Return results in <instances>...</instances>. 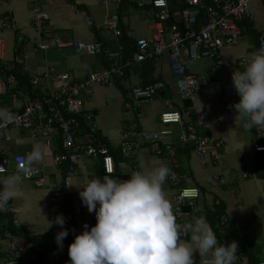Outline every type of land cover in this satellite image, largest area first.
Wrapping results in <instances>:
<instances>
[{
    "label": "built area",
    "instance_id": "2783aa9c",
    "mask_svg": "<svg viewBox=\"0 0 264 264\" xmlns=\"http://www.w3.org/2000/svg\"><path fill=\"white\" fill-rule=\"evenodd\" d=\"M54 0H32L29 6L31 23L36 32L34 37V52L46 51L49 47L44 42L46 37L45 23L49 16L43 9V3ZM80 0H72L78 3ZM99 3L105 11L102 28L104 35L118 40L121 35L119 18L116 13H109L113 7L117 10L122 0H92ZM251 0H184L183 7L172 8L167 0H150L153 23L150 25V36L137 39L134 44V52L129 59H124L119 50H104L102 44L97 41H61L54 39L53 44L58 49L70 48L74 54L80 56L104 55L107 65L99 71H93L85 77L71 80L68 73H56L52 67H43L35 71L29 77L32 88H38L41 95L32 98L28 93L24 94L25 100L18 109L11 110L15 119L4 126L0 122V143H8L11 139V129L26 132L31 141L41 140L49 149L50 164L54 167L66 164L71 171L73 166L84 159L99 160L102 171L107 176L115 173L116 160L111 154L110 147L101 142V138L93 136V129L82 132L77 117L84 113L87 126H91V114L85 113L83 107L85 98L92 97L95 87L108 86L116 80L125 77L126 69L133 65L150 61L157 63L163 55L167 57L170 77L181 102H191L195 93L200 90L208 101L217 100L220 96L234 97L236 90L233 86L232 76L235 71H243L246 61L251 56H241L229 63L222 52L224 47H231L237 43L241 34L240 24L245 19L251 18L249 2ZM4 0H0L2 4ZM142 5L138 3V7ZM0 20L2 27H12L10 11H7ZM91 25L90 22H88ZM256 51L264 45V32L257 33ZM209 60L216 72H225L230 76V81L224 79H207L197 77L187 71V62H199ZM28 75V70L23 69ZM44 81V85L41 82ZM16 84L13 74L6 77V87L12 88ZM165 82L158 81L146 86L132 87L128 93V100L123 103L124 109L137 110L148 105L156 97L159 91L165 88ZM189 110L190 106L184 107ZM182 113L177 111L169 100L165 102V109L159 114L161 128L149 131L125 130L120 136L118 154L120 164H127L124 175L128 178L133 171H139L134 151L144 146L154 155H162L168 167L174 175L167 179L172 191L170 201L174 209L179 210L178 222L187 223L190 212L195 209L200 199V190L196 186L186 183L185 175L177 170L179 166L180 149L168 136L173 134L169 127L180 128L177 136L181 148L190 147L200 165L205 168L211 164H219L221 160L220 149L223 141L209 134L211 125L206 119L184 123ZM58 148L62 151L58 152ZM254 152L264 151V129L255 130ZM31 150L12 156H7L5 150L0 152V167H4L6 175L9 167L16 169L17 157L24 156ZM39 171L25 180L30 181L34 187L48 186L47 178L43 176V170L38 165ZM245 176V175H244ZM243 176V178H244ZM220 185L225 181L222 177L215 178ZM70 177L66 176L62 184L53 185L49 190V203L55 216H63L65 224L63 228L56 224L54 232L66 229V215L62 212L64 204V191L69 187ZM9 218L6 222H0V264H40L37 252L27 238L20 234H6L10 227L18 230L17 208L9 201V210L0 212ZM0 214V216H1ZM84 214L80 208L74 207L70 211V218L75 227L84 231V225L94 227L97 223L95 213L90 216ZM225 223V218L220 217V224ZM219 232L226 236L227 232L220 229ZM1 233L5 235L2 236ZM188 238L187 236L184 237ZM66 238L62 241V248L57 245H48L45 253H56L62 263L70 261L66 249ZM4 246V247H3ZM43 253L42 251H40ZM64 253V254H63ZM207 259H201L200 264H206ZM236 263H240L236 260ZM258 264H264V259Z\"/></svg>",
    "mask_w": 264,
    "mask_h": 264
},
{
    "label": "crops",
    "instance_id": "0c3cea01",
    "mask_svg": "<svg viewBox=\"0 0 264 264\" xmlns=\"http://www.w3.org/2000/svg\"><path fill=\"white\" fill-rule=\"evenodd\" d=\"M88 1H90V4L92 5L95 4L100 5L99 3L94 2L92 0H88ZM31 2L32 0H7L8 6L6 11H4V13L10 11L13 22L12 24L13 27L11 28L13 29L16 28L14 26L16 24V20L20 22L23 21L26 17H28V8ZM149 2L150 0H123L120 7L117 10H115L113 7L109 9L110 12L116 13L118 15L120 30L121 31L123 30L131 39L134 40V42L140 38L135 39L132 36H130V34H128L129 25L126 26L124 22L126 21L127 23H129L131 18L133 19L135 18L134 15L139 14L138 16L145 18V21H147L148 23L151 21V23L146 27L147 31L150 32V25L153 23V16ZM260 2L261 5L264 6V0H260ZM138 3H140L142 6L138 7ZM90 4L86 3L85 0H80L78 3H73L72 0H54L50 3H43L42 7L45 11H46L45 8L48 9L46 13L49 16V20L45 23L46 37L44 40V42L48 45L49 48L46 51L34 52V42H32L33 53L31 51H28L27 49L28 48L27 43H29L28 35L22 33L20 29H17L20 35L15 34L13 43L10 40H6L7 34L0 35V65L12 66L13 63H18L21 65L23 72H24L23 69H27L29 71V69L34 68V72H35L43 67H52L56 70V72L64 73L58 71V66L56 65V62L53 63L51 59L53 58L56 59L60 51L69 50L70 48L58 49L54 46V44H50V42H53L54 39H59L61 41H73L71 39H75V38L80 39L82 41H86L90 39H94L90 42L95 41L96 34L100 33L101 30L100 27L102 25L105 11L104 8L100 5L103 8V16L101 18V24L98 27V25L94 23L95 18H97V16L94 12L91 11ZM250 16L251 18L249 21L240 24L241 34L238 37L237 43L240 42L241 39L244 38L248 39L247 42L243 43L242 41L243 44L241 43L244 46L241 52H244V49L247 51L246 54L242 53L241 56H248V55L251 56L252 53L256 52L257 33L260 31L264 32L263 18H262L263 24L261 25L262 29L260 30L258 28L259 26L255 22V18H253L251 11H250ZM88 22H90L91 25H89ZM15 31L16 30H14V32ZM251 31L253 32L252 35L249 36L243 35L245 32H251ZM29 32L31 34V30ZM100 34L103 35L104 32ZM23 36H25L26 39H24L25 37ZM32 37L34 40L35 32ZM94 57L96 59L93 60L94 61L93 66L95 68V70L93 71H99L103 69L105 67L104 61L99 56H94ZM236 58L238 57H233V59H226V58L225 59L229 63H234ZM34 60L36 61L34 62L35 65L32 64ZM28 62H30V65L28 64ZM197 65H198L197 62H187L186 63L187 71L191 74L196 75L197 77H204L207 79H224V80L227 79L226 73L216 72L213 69V65L212 68L202 73L198 71ZM77 69L81 71V68H77ZM201 69H205V68H201ZM87 74H84L76 78H71L70 76L69 77L71 80H77L85 77ZM140 77L141 76L138 74L137 67H134L133 69L131 68L129 70L128 76L126 78H123L115 82L116 88L120 90L122 94L121 96L123 98L127 97V94L130 92L132 87L141 86L142 81ZM150 77L155 82L162 81L166 83L165 88L162 90L163 93L159 94V96L163 97V99H165L166 96H168L171 99L172 95L177 94L176 89L173 85V81L170 77L168 61L165 55H163L161 59L155 64L153 72L151 73ZM132 78L136 79L135 84L134 83L132 84L131 82ZM169 79L172 82H169L170 81ZM122 82L127 85V88L122 86L123 84ZM149 84H151V82ZM94 92L96 91L94 90ZM101 93L102 90L101 88H99L98 91L95 93V97ZM4 94H5V80L3 81L1 79L0 97ZM95 97H93L94 100L93 105L90 106L89 102L85 104L84 101L83 107L85 108V110L91 112L93 111L96 118V110L98 109V107L102 106V103L100 100L95 101ZM8 100L9 101L7 103L0 104V109L7 110L8 112H10L11 110L18 109L20 106H22L25 99L22 96L18 97V95H13L11 96V98H8ZM239 100L240 97L236 93L234 97L228 98V97L220 96L217 100L208 101L204 98L203 93L200 90H197L195 93L194 100L190 102L189 110L184 108L182 102L180 106H177L175 104L173 105L174 107H176L177 111H180L182 113L181 115L184 123L194 122L199 119H206L210 122L211 128L209 134L212 137L216 139H221L223 141L221 158L224 157L225 155L230 156V158L234 161V163L237 164L238 163L237 156L240 155L239 152H244V158L252 154L251 157L253 159V163L255 164V159L258 153V152H254L253 150L256 128L254 127L250 129L249 132H247L244 129L243 122L240 120L239 117H237V112L233 107L235 104L239 103ZM125 102L126 99L124 100V103ZM147 106H150V104H148ZM148 110L149 109H145L143 111L141 107L138 111H134L133 123H129V120L127 119L124 120V122L126 123L125 127H130V128H126L123 131H119L118 133L119 142L117 145H112L109 143L108 139L102 135L100 130L96 128L94 121L96 132L100 135L101 139L104 140V143L110 147V149H114L116 154V155L113 154L116 160L115 173L114 175L109 176L110 178H118L121 180L129 179L124 175L127 164L119 165L120 157L118 154V147L120 145V136L125 130L130 129V130H138V131H149L150 129H147V127L149 126L150 123H154L155 121H157L158 123L157 125L159 126V128H161L159 124V115L158 118H155L154 116V119L150 122ZM169 128L171 129V131H173V134L168 136V139L171 140L179 148H181L182 146L178 143V138H177L180 128L178 126H171ZM18 132H19L18 137H12L11 135L10 142L8 143L2 142L7 145L11 144L9 146V150L8 148H3L0 149V152L2 150H5L7 156L9 155L12 156L27 150H32L33 146L37 145L35 144V142L30 140L29 136L26 135L27 134L26 132H22V131H18ZM38 144L45 149V159L38 166L42 168L43 176L47 178L48 186L43 187L46 189L37 188L38 190L37 189L32 190L29 189L25 184L22 185V190L26 193L28 197L27 203L30 205V207L28 208L25 207V200L23 198H14L13 200H10V202H13L15 207L17 208V212L20 219V222L18 221L20 225L18 230L22 229L24 232H27L32 237H34L39 246L38 250L43 252L42 256L44 255L47 264H53L55 256H59V255L55 253L54 254L55 256H52V254L44 252V248L46 246L56 244V239H55L56 234L54 235L52 234L54 232V228L52 231H50L49 226H46V224L49 223L48 211L54 213L52 211L51 204L49 203V199H48L50 188L53 185L62 184L64 182L65 177L69 176L70 177L69 187L65 189L64 194H67L68 199L72 201L71 209L74 207H78L81 209V211L84 214L90 216L92 213H89L87 207L83 205L79 193L83 191V187L87 185L89 180L94 178L103 179V177L106 175L103 173V175L100 176L98 173L99 170L102 171L99 160L84 159L75 166H73V169L71 171L68 169V167H66V169L58 168L55 166L53 167L50 164V160H49V149L44 146L43 142ZM247 146L250 147V150H248ZM14 148H17V150H15ZM181 149H183L184 151L185 150L188 151L187 153H184V155L187 154L188 156L187 158L188 160L184 163V165H186V171L184 175H185L186 183L189 184L190 182L192 183V181L196 180V175H195L196 172L192 170V168L189 166L190 158L194 156V153L191 152L190 147H185ZM134 158L137 160L139 171H147L154 167L160 166L161 164H165V159L162 155L159 156L154 155L153 153H150L148 149L144 146H140L134 151ZM86 160H90L92 162ZM198 163L200 164L199 161ZM200 167L203 169L201 165ZM10 169L14 170L12 166L9 167V172ZM229 171H230L229 169H226L225 173H228ZM197 172L199 171L197 170ZM197 174L200 176V173ZM254 174H255V170L251 175L255 177ZM244 175L245 174L242 175V178ZM200 179H202L201 176ZM257 181H264V180L258 179ZM201 192H202L200 195L201 197L198 201V206H197V209L199 210V213L196 214L197 216L205 215L207 211L211 210L213 205L212 201L214 200L216 201L217 199L222 200L220 195L218 194L214 195L213 193L211 197L212 205H210L209 200L205 197V192L203 191ZM39 214L42 215L43 218L40 217ZM8 218L9 217L7 215H2L0 216V222H6ZM190 220L191 219H189L188 222ZM80 234H82V231L76 228L74 232V238L70 242L65 244L67 250L69 248V245L74 242L75 236ZM69 263L70 261L67 262L66 264Z\"/></svg>",
    "mask_w": 264,
    "mask_h": 264
},
{
    "label": "clouds",
    "instance_id": "9594fccd",
    "mask_svg": "<svg viewBox=\"0 0 264 264\" xmlns=\"http://www.w3.org/2000/svg\"><path fill=\"white\" fill-rule=\"evenodd\" d=\"M232 82L240 97L233 107L244 129H264V45L252 53L243 71L233 73ZM14 119L11 112L0 109L4 126ZM44 159L45 149L37 144L17 157L14 172L4 175L6 169L0 167V212L8 211L14 198H23L25 207H30L22 185L39 171L36 166ZM172 175L161 164L133 171L127 180L107 175L89 180L79 196L88 212L95 213L97 223L90 230L85 224L69 245L71 264H195L197 252L201 259L207 258V264H236L238 243L221 244L204 215L193 214L189 222H178L181 213L164 191ZM54 223L63 228L65 220L57 216ZM67 235V229L56 235L59 247Z\"/></svg>",
    "mask_w": 264,
    "mask_h": 264
},
{
    "label": "rangeland",
    "instance_id": "374dc122",
    "mask_svg": "<svg viewBox=\"0 0 264 264\" xmlns=\"http://www.w3.org/2000/svg\"><path fill=\"white\" fill-rule=\"evenodd\" d=\"M85 1L86 3L90 4V1L88 0ZM90 5H91L90 6L91 11L94 12L97 16V18H95L94 23L99 27L101 24V18L103 16V8L97 4L95 5L90 4ZM7 6H8L7 0H4V2L0 4V20H2V18L4 17L3 13L4 11H6ZM45 9L46 11H48L47 8ZM249 10L251 11L253 18H255V22L259 26L258 28L261 30L262 29L261 25L263 24L264 21V6L261 5L260 0H251L249 2ZM110 14H112V12H110ZM138 15L139 14L134 15L135 17L134 19L131 18L129 23L125 21L124 24L126 26L129 25L128 34H130V36H132L133 38L135 39L143 38V37L147 38L150 36V32L147 31L146 27L151 23V21L148 23L147 21H145V18H142ZM14 26L16 27V28L14 27L15 29L11 27L3 28L0 22V35L7 34L6 40H10L13 43L15 34L20 35L17 31V29H20L22 33L28 35L29 41L28 40L27 41L29 43H27L28 46L27 49L28 51H31L33 53L32 36L34 35L35 30L31 23L29 8H28V17H26L23 21L20 22L16 20V24ZM100 28H101L100 33L102 32L105 33V30L102 28V25ZM14 30H16L17 32L16 31L14 32ZM30 30H31V34L29 32ZM252 33H253L252 31L245 32L243 35L249 36L252 35ZM24 39H26V37ZM71 40L75 41L80 39L75 38ZM92 40L94 39H90L86 41H92ZM242 41L244 43L247 42L248 39L244 38L241 39V41L238 42L236 45H233L231 47H224V49H222L224 57L226 59H233V57H240L242 53L246 54L247 51L245 49L244 52H241L242 48L244 47L242 45L243 44ZM50 44H53V42H50ZM94 59H96L94 56L87 54H82L78 56L74 54L72 49L71 50L69 49V50L60 51L56 59L53 58L51 59V61L53 63L56 62L59 72H67L71 78H76L87 73L89 74L93 70H95L93 66ZM35 60L32 62L33 65H35L34 64V62H36ZM197 63H198L197 65L198 71L201 73L212 68V64L209 60H202L201 62H197ZM28 64L30 65V62H28ZM77 68H81V71L78 70ZM201 68H205V69H201ZM33 74H34V68L29 69L27 75L28 78ZM226 76H227L226 80L227 81L230 80V76L228 73H226ZM116 81H114V83L108 86L96 87L95 88L96 92L98 91L99 88H101L102 90V93L98 94L96 97H95L96 92H94L92 97L85 98V104L89 102L90 106L93 105L94 103L93 97H95V101L97 100L101 101L102 106L98 107V109L96 110L95 126L98 130H100L102 135L105 136L108 139L109 143L112 145L118 144L119 131H123L126 128H130V127H125L126 123L124 122V120L126 119L129 120V123L134 122V111L130 109H124L123 103L126 98L125 97L123 98L121 96L122 94L120 90L116 88V84H115ZM131 82L132 84L133 83L135 84L136 79L132 78ZM169 82L172 81L170 80ZM41 84L44 85V81H42ZM122 86L127 88V85L124 83L122 84ZM167 100L171 101L173 104L177 106L181 105V101L178 95L174 94L172 95L171 99L168 96H166V98L163 99V97L156 95V97L150 103V106L147 105L142 106L143 111L145 109H149L148 111H149L150 122L154 119V116L155 118H158L159 113L165 109V102ZM157 124H158L157 121H155L154 123H150L147 129L156 130L159 128ZM18 134L19 132L17 129H11L12 137H18ZM26 135L28 136V134ZM33 142H35V144H38L41 143L42 141L34 140ZM10 145L1 142L0 149L8 148L9 150ZM247 148L248 150H250V147L247 146ZM14 149L17 150V148ZM239 154L240 155L237 156L238 159L237 164L234 163V161L230 158V156L225 155L224 157L221 158L219 164H211L203 169L200 167V164L198 163L196 157L192 156L190 158L189 166L192 168V170L196 172L195 174L196 180L192 181V183L190 182L189 185L190 186L197 185L201 189V191L205 192V197L209 200L210 205H212L211 203L212 194L214 193V195L215 194L220 195L222 201L226 205L227 215L233 219L235 226L239 228V240H241L243 246L247 249L248 252L256 254L262 260L264 259V181H257L258 179H256L254 176L251 175L255 170L253 159L251 157L252 154L248 155V157L246 158H244V152H239ZM86 161H90V160H86ZM184 167H186V165H184ZM226 169H229L230 171L228 173H225ZM197 170L199 172H197ZM12 172H14V170L10 169V172L8 174ZM197 173H200L202 179H200V176ZM243 174L247 175V177L242 178ZM220 177L224 179L225 181L224 185H220L218 181L215 180V178H220ZM24 184L29 189L32 190L37 189L34 188L32 183L28 180H25ZM225 187L227 188L226 190L224 189ZM170 188L171 187L166 180L164 184V191L166 192L167 198L169 200L172 194ZM42 189H46V188H42ZM12 204L14 205L13 202ZM48 213H49L48 216L49 223L46 224V226H49V230L52 231L54 226H56V224L54 223L56 216L54 213H51L50 211H48ZM40 217L43 218L42 215H40ZM17 220L20 222L18 214H17ZM52 234L54 235L55 232H53ZM49 254L55 256L54 253H49ZM193 258L195 264H200L201 257L199 256L198 252L194 253ZM53 264H66V263H62L60 261V257L55 256ZM69 264H71V262Z\"/></svg>",
    "mask_w": 264,
    "mask_h": 264
},
{
    "label": "trees",
    "instance_id": "16d2710c",
    "mask_svg": "<svg viewBox=\"0 0 264 264\" xmlns=\"http://www.w3.org/2000/svg\"><path fill=\"white\" fill-rule=\"evenodd\" d=\"M123 1V0H122ZM206 1V0H204ZM168 4L170 3V7L172 8H177V7H183L184 6V0H167ZM12 18V17H11ZM249 21V19L243 20L242 23H245ZM241 23V24H242ZM120 28V27H119ZM121 35L118 37V40L111 39L107 37L106 35H102L100 33L95 32L96 34V40L97 42L102 44V47L104 50H112L116 51L119 50L122 53V57L124 59H129V57L133 54L134 52V40L131 39L123 30L121 31ZM105 63V66L107 65L108 61L107 58L104 55L99 56ZM155 62H150V61H144L142 63L133 65L131 67H128L126 69L125 77L128 76L129 70L134 67H137L138 74L141 76L140 79L142 81L141 86H146V84H149L150 82L153 83L155 82L153 79H151L150 75L153 72ZM102 70V69H101ZM9 74H13L16 78V84L12 88H7L6 87V77ZM0 78L4 81L5 80V94L0 97V104L7 103L9 100L8 98H11L13 95H18V97L22 96L24 97L26 93L30 95L32 98H38L41 93L38 88H32L29 84V78L28 76L22 71V67L18 63H13L12 66H3L0 65ZM122 78V79H123ZM160 93H163V91H159L157 95ZM126 100H128V94L126 97ZM184 107L190 106V102L186 101L183 104ZM140 109V108H139ZM134 110V111H138ZM15 110V109H13ZM85 113L91 114V126H87V122L84 120V113L79 115L77 117L78 121L80 122L81 125V131L82 132H89L90 129H93V136L100 137V135L96 132L95 126H94V121H95V115L93 111H84ZM101 142L104 143V140L101 139ZM223 148L220 149V152L222 151ZM58 152H61L62 150L58 148ZM179 151V166L177 168L178 172L180 174H184L186 171V167H184V163L188 160L187 154L184 155V153H187L188 151H184L183 149H178ZM111 154H115L114 149H111ZM67 165L62 164L59 165L58 168H65L66 169ZM254 169H255V178L264 180V152H258L256 159H255V164H254ZM99 175L102 176L103 172L101 170L98 171ZM247 175L244 176L246 178ZM199 188V187H198ZM225 190L227 189L226 187L224 188ZM200 190V195H201V189ZM66 193V192H65ZM65 200L62 208V212L66 215V229L68 230V235L66 237V243L70 242L74 238V232L72 229L76 230L75 224L73 220L70 218V211H71V200L68 199L67 194H64ZM67 197V199H66ZM197 205L194 210L197 209ZM192 210L190 212V219L192 218L193 214L199 213V211ZM1 214V213H0ZM3 214H1L2 216ZM207 219V222L211 225L213 231L216 233L217 239L221 244H228L231 243L232 241H236L238 243V252H237V261H239V264H258L259 261L261 260L256 254L248 252L247 249L243 246L241 240H239V228L235 226V223L231 217H229L226 213V205L225 203L217 199L216 201H213L212 209L207 211L204 215ZM225 218V223L223 225L220 224V217ZM223 229L225 232H227V235L224 236L222 235L219 230ZM8 235H15V234H20L23 235L27 238V240L30 242L34 250L37 252V255L39 257V262L40 264H47L46 259L44 255L42 256V253L38 250L39 246L35 240L34 237H32L29 233L24 232L22 229L20 230H15L14 228L10 227L8 232L6 233ZM2 236H4V233H1ZM187 239V238H186ZM238 264V263H236Z\"/></svg>",
    "mask_w": 264,
    "mask_h": 264
}]
</instances>
